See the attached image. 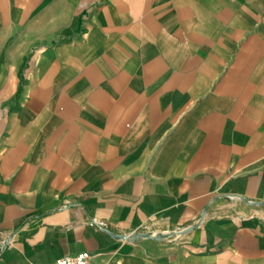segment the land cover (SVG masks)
<instances>
[{"label":"crops","instance_id":"0c3cea01","mask_svg":"<svg viewBox=\"0 0 264 264\" xmlns=\"http://www.w3.org/2000/svg\"><path fill=\"white\" fill-rule=\"evenodd\" d=\"M83 252L264 264V0H0V264Z\"/></svg>","mask_w":264,"mask_h":264},{"label":"built area","instance_id":"2783aa9c","mask_svg":"<svg viewBox=\"0 0 264 264\" xmlns=\"http://www.w3.org/2000/svg\"><path fill=\"white\" fill-rule=\"evenodd\" d=\"M228 199H238V200H243L242 197H236V196H231V195H227ZM89 224L94 227L95 231H103L106 230V225L102 224V223H97L95 220H90ZM135 234L133 235V233L131 234L130 237H127L129 239H133L135 238ZM140 236H144V237H152L155 238L156 240L162 239L163 237H165V235H157L154 233H142L140 234ZM52 264H97L93 261V256L87 252H83V253H79L77 255H67L64 256L58 260H56L54 263Z\"/></svg>","mask_w":264,"mask_h":264}]
</instances>
